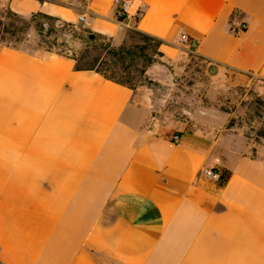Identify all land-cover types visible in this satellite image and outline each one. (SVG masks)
I'll list each match as a JSON object with an SVG mask.
<instances>
[{
  "label": "crops",
  "instance_id": "obj_1",
  "mask_svg": "<svg viewBox=\"0 0 264 264\" xmlns=\"http://www.w3.org/2000/svg\"><path fill=\"white\" fill-rule=\"evenodd\" d=\"M129 1L119 23L113 0H0L65 22L84 10L114 42L161 40L174 69L192 54L211 78L264 81V0ZM147 113L69 56L0 46V264H264V165L232 157L229 118L162 129Z\"/></svg>",
  "mask_w": 264,
  "mask_h": 264
},
{
  "label": "rangeland",
  "instance_id": "obj_2",
  "mask_svg": "<svg viewBox=\"0 0 264 264\" xmlns=\"http://www.w3.org/2000/svg\"><path fill=\"white\" fill-rule=\"evenodd\" d=\"M76 1L83 4L87 0ZM8 12L7 3L0 2V19H5ZM84 14V10L78 11L75 21L70 22L75 27L61 30L57 37L43 38L30 32L18 45L32 52L62 53L80 65L95 58L103 61L98 67L107 68L108 75L116 73L114 76L139 93L148 111L149 126L178 129L197 119L218 120V116L224 114L229 118L226 131L233 135L232 157H244L264 165L263 84L252 78L246 82L211 78L206 73L205 62L192 54L180 63V68L174 69L164 62L161 46L135 29L124 31L119 42L105 36L90 41L85 32L89 28L79 21V16ZM45 41L55 42V45ZM0 46L6 43L0 40ZM121 47L129 53L123 62L109 53Z\"/></svg>",
  "mask_w": 264,
  "mask_h": 264
},
{
  "label": "trees",
  "instance_id": "obj_3",
  "mask_svg": "<svg viewBox=\"0 0 264 264\" xmlns=\"http://www.w3.org/2000/svg\"><path fill=\"white\" fill-rule=\"evenodd\" d=\"M58 26H62V27H58ZM74 27L75 25L70 22L62 21L58 18L52 17L42 12L35 13L31 15L29 18H25L24 16L19 15L9 9V12L5 17V19H0V40L5 42L6 46H11L17 49H21L18 44L23 41L25 36L30 35L29 34L30 32H34L37 35L42 36L43 38H50L52 35H56L57 37V35L61 32V30L65 28H74ZM85 32L88 33V39L90 41L95 40L97 36H102L94 33L90 29L88 30L86 29ZM146 36L152 38L159 44V46H161L162 44L161 40L151 37L149 35ZM55 40L56 39H54L53 41ZM45 43L48 45H55V42L45 41ZM109 53L112 56V58H115L119 62L125 61L127 58V54H129L127 53V50H125L123 47L117 50L114 49L109 50ZM58 54H62V53H58ZM102 63L103 61L100 62L98 58H95L92 60V62L83 63L82 65L78 64L76 61V67L79 70H94L100 73L106 79L130 87L128 84H126V82L114 76V74L116 73L113 72L111 75H108L106 73L107 72L106 70H108L107 68L103 69L98 67V64H102Z\"/></svg>",
  "mask_w": 264,
  "mask_h": 264
},
{
  "label": "built area",
  "instance_id": "obj_4",
  "mask_svg": "<svg viewBox=\"0 0 264 264\" xmlns=\"http://www.w3.org/2000/svg\"><path fill=\"white\" fill-rule=\"evenodd\" d=\"M113 4L115 6H119V9L116 11L115 17H116V20L119 23H121L127 16H129L130 1L129 0H113ZM84 17L85 15H80L79 21L84 22ZM246 28H247V24L244 23L242 25V30L244 31ZM181 40L184 43L189 41L186 35H183ZM256 80H258L261 84L264 85V81H261L259 79H256ZM178 139L179 137L177 135H174L173 140L178 141ZM201 176L211 181H218L221 177L219 171L211 167H205L204 169H202Z\"/></svg>",
  "mask_w": 264,
  "mask_h": 264
}]
</instances>
